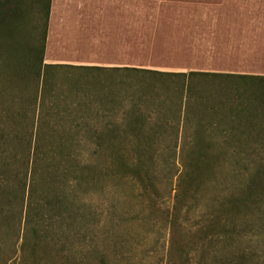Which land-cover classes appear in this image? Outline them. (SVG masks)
Segmentation results:
<instances>
[{"label": "trees", "instance_id": "16d2710c", "mask_svg": "<svg viewBox=\"0 0 264 264\" xmlns=\"http://www.w3.org/2000/svg\"><path fill=\"white\" fill-rule=\"evenodd\" d=\"M51 3L52 0H0V56L1 53L6 54L4 62H1V59L0 62L6 68L13 66L14 52H18L21 47L17 37L32 20L33 12H44L45 16L42 43L39 48L29 49L30 52L37 53L38 59L28 64L22 60L19 64V67L25 66L30 71L38 84L41 82L42 89L38 91L41 98L38 101L37 95L36 104L24 106L20 112H2V115L6 112L5 117L10 121L14 117L16 119L17 114L23 121L0 131L2 154L8 151L5 147L7 143H4L5 138L13 135L10 143V148H13L12 155L10 158H4L3 170L0 173V196L9 199L11 193L8 192V185L13 178L17 185V199H20L22 206L21 219L23 211L25 214L21 251L24 255L29 253L30 264H39L40 260L37 258L40 255L45 258L52 255L55 264H88L89 258L86 256L90 254H96L97 260L105 263V254L98 252L96 248L93 250L87 245L75 244L78 237L85 240L81 226L91 215L87 214L78 190L103 188L118 175L121 179L145 183L149 171L145 168L144 157L154 154L157 150V142L146 135L159 133L162 127L160 121L154 118L158 119L162 110V93L159 92L161 88L154 83L149 84L150 89L148 86L146 89H149L150 94L153 93L152 97L139 92L140 97L135 98L133 94L139 95L138 91H133L136 87L133 89V86L127 84L126 92L131 96L125 101L121 99L119 111L123 112L124 122L119 125L105 122L104 125L91 126L81 124L79 118L76 119L75 114H72L81 106L69 104L72 96H78L80 81L71 82V88L67 92L54 93L51 92L54 85L53 73L59 70L151 73L156 78L168 77L169 80L180 84L177 113L180 114L184 102L189 108L191 103L197 100L210 115L229 114L231 125L221 130L223 141L213 139L211 134L214 131L202 124H198L193 131L187 125L181 127L180 121L178 125L171 124L174 134L181 132V129L192 134L181 140L174 139L169 146L170 150L175 146V150L179 147L182 152H190V160L183 166L178 177L173 210L167 214L171 217L170 221L174 227L179 223L182 210L200 191L201 177L209 167V156L215 148L231 156L244 152L249 156H264V77L44 64ZM4 48L8 51L5 52ZM197 80H221L228 83L219 89L220 96L211 97L212 94L204 89H197ZM99 83L102 84L101 81ZM120 83L125 84L123 81ZM140 88L144 90L145 86L140 85ZM15 99L16 96L12 98V102ZM50 99L55 100L53 106L46 104ZM150 99L153 107L149 109V114H146L142 103ZM108 101L110 98L106 96L100 98L102 104ZM80 135H90L91 138L81 139ZM85 156L88 160L84 161L82 158ZM16 163L19 167L15 175L11 176L10 168ZM260 193L264 194V164L260 174L251 179L242 196L229 197L227 201L231 207L226 209L225 215L216 217L202 228L201 239L216 241L222 240L225 235L227 237L233 234L229 231L234 227L236 215H240L245 208H255L261 200L257 198ZM259 208L261 209V206L257 207ZM87 226L88 224L84 227ZM87 228L90 229L89 226ZM62 237L68 241V245L65 244L68 248H64L63 243L59 245ZM226 240L228 241L229 237ZM187 247L183 241L172 240L168 252L169 261L174 264H187L190 257ZM244 260L245 258L237 264H247Z\"/></svg>", "mask_w": 264, "mask_h": 264}, {"label": "rangeland", "instance_id": "374dc122", "mask_svg": "<svg viewBox=\"0 0 264 264\" xmlns=\"http://www.w3.org/2000/svg\"><path fill=\"white\" fill-rule=\"evenodd\" d=\"M31 18L32 20L17 37L21 47L18 52H14L13 66L11 68L2 66L1 62H4L6 54L1 53L2 56H0L2 60L0 62V131L23 121L19 114L16 119L14 117L10 121L8 117H5L6 112H17L16 110L20 112L24 106H34L37 95L38 101L41 98L38 92L42 89L41 82L38 84L36 78L25 66L19 67L22 60L28 64L38 59L37 53H32L29 49L39 48L43 39L44 12L35 11ZM4 51L8 50L4 48ZM155 57L162 60V63H180L187 56L181 47L171 46L162 47L156 52ZM44 64H49L45 61V57ZM163 73L174 72L164 71ZM52 77L54 85L51 92L54 93L67 92L71 88L69 85L71 82L80 81L78 96H72L69 104L81 106L72 114H75L76 119L79 118L81 124L91 126L104 125L105 122L119 125L124 122L123 112L119 111L121 99L125 101L131 96L129 92H126L128 85L133 86V89L136 87L133 91L144 93L151 98L153 93L148 92L149 84L154 83L161 88L159 92L162 93V110L158 119L154 117L156 121H160L159 124L162 127L159 133L146 135L157 142V150L154 154L144 157L145 168L149 171L144 180L145 183L121 179L118 175L107 182L103 188L90 187L78 190L86 206L87 214L91 215L81 226L85 240L78 237L75 244L87 245L93 250L96 248L98 252L106 256L105 263H102L97 260L96 254H90L86 256L89 258L88 264H174L169 261L168 256L172 240L183 241L188 246L190 257L187 264H237L244 258L247 264H264V194L260 193L257 196L261 200L258 204L254 203L255 208L252 210L245 208L240 215H236L234 227L229 231L233 234L227 237L225 235L222 240L216 239V241L202 240L200 237L202 228L216 217L225 215L226 209L231 207L227 201L229 197L242 196L251 179L260 174L264 156H249L245 152L231 156L215 148L209 156V167L201 177L200 191L182 210L178 225L174 227L170 221L171 217L167 215L171 213L175 204L178 177L183 166L190 160V152H182L179 147L175 150V146L170 150L169 146L174 139L181 140L192 136L182 129L178 134H174L171 124L178 125L180 121L181 127L187 125L192 131L198 124H202L214 131L211 134L213 139L223 141L224 135L221 130L231 125L229 114L210 115L197 100L192 102L189 108L184 102L180 114L177 113L180 84L175 80H169L168 77L156 78L151 73L59 70L54 72ZM227 83L221 80L213 82L197 80L196 86L198 90L204 89L212 94L211 97H215L220 96L219 89ZM140 85L145 86L144 90L140 88ZM147 86L149 89H146ZM133 95L135 98L140 97V93ZM14 96L16 99L12 102ZM105 96L110 98V101L100 103V98ZM229 98L231 100V94ZM54 102L55 100L50 99L46 104L53 106ZM152 107L151 99L142 103L146 114H149V109ZM4 110L6 112L2 115ZM80 138L91 137L80 135ZM12 139L13 135L5 138L4 143H7L5 147L8 148L6 153L2 154L0 149V173L3 170L4 158H10L12 155L13 148H10ZM82 159L85 161L88 157L85 156ZM18 167L16 163L10 168L11 176L15 175ZM8 186L10 188L8 192L11 193L9 199L0 196V264H30L29 253L24 255L21 251L25 214L23 211L21 219L22 206L20 199H17V185L13 178ZM259 206L261 209H257ZM86 224L90 229L87 228L88 226L84 227ZM228 237L229 240L225 241ZM62 243L64 246L68 245L65 237H62L59 245ZM84 250L85 248L83 252ZM53 258L52 255L46 258L40 255L37 260H40L39 264H55Z\"/></svg>", "mask_w": 264, "mask_h": 264}, {"label": "crops", "instance_id": "0c3cea01", "mask_svg": "<svg viewBox=\"0 0 264 264\" xmlns=\"http://www.w3.org/2000/svg\"><path fill=\"white\" fill-rule=\"evenodd\" d=\"M171 46L183 62L155 59ZM45 61L264 77V0H52Z\"/></svg>", "mask_w": 264, "mask_h": 264}]
</instances>
